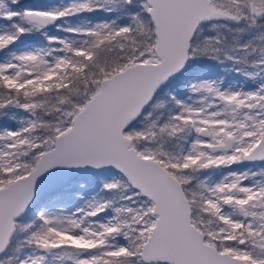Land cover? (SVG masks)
<instances>
[{
  "label": "snow or ice",
  "instance_id": "obj_1",
  "mask_svg": "<svg viewBox=\"0 0 264 264\" xmlns=\"http://www.w3.org/2000/svg\"><path fill=\"white\" fill-rule=\"evenodd\" d=\"M0 264H264V0H0Z\"/></svg>",
  "mask_w": 264,
  "mask_h": 264
},
{
  "label": "rangeland",
  "instance_id": "obj_2",
  "mask_svg": "<svg viewBox=\"0 0 264 264\" xmlns=\"http://www.w3.org/2000/svg\"><path fill=\"white\" fill-rule=\"evenodd\" d=\"M43 0H24V3L26 4H39Z\"/></svg>",
  "mask_w": 264,
  "mask_h": 264
},
{
  "label": "flooded vegetation",
  "instance_id": "obj_3",
  "mask_svg": "<svg viewBox=\"0 0 264 264\" xmlns=\"http://www.w3.org/2000/svg\"><path fill=\"white\" fill-rule=\"evenodd\" d=\"M42 2H44V0ZM42 2H40V3H42Z\"/></svg>",
  "mask_w": 264,
  "mask_h": 264
},
{
  "label": "trees",
  "instance_id": "obj_4",
  "mask_svg": "<svg viewBox=\"0 0 264 264\" xmlns=\"http://www.w3.org/2000/svg\"><path fill=\"white\" fill-rule=\"evenodd\" d=\"M53 2H55V0H53Z\"/></svg>",
  "mask_w": 264,
  "mask_h": 264
}]
</instances>
